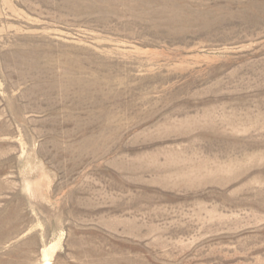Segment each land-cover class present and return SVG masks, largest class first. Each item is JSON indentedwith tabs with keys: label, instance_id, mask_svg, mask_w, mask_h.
Segmentation results:
<instances>
[{
	"label": "rangeland",
	"instance_id": "obj_1",
	"mask_svg": "<svg viewBox=\"0 0 264 264\" xmlns=\"http://www.w3.org/2000/svg\"><path fill=\"white\" fill-rule=\"evenodd\" d=\"M46 259L264 264V0H0V264Z\"/></svg>",
	"mask_w": 264,
	"mask_h": 264
},
{
	"label": "bare ground",
	"instance_id": "obj_2",
	"mask_svg": "<svg viewBox=\"0 0 264 264\" xmlns=\"http://www.w3.org/2000/svg\"><path fill=\"white\" fill-rule=\"evenodd\" d=\"M44 256L47 257L48 256V250H44ZM45 264H50V261L48 259H46Z\"/></svg>",
	"mask_w": 264,
	"mask_h": 264
}]
</instances>
